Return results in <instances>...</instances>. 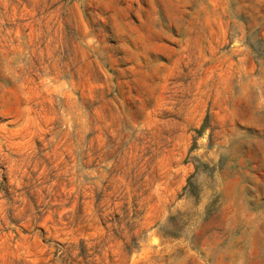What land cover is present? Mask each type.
<instances>
[{
  "label": "rangeland",
  "instance_id": "1",
  "mask_svg": "<svg viewBox=\"0 0 264 264\" xmlns=\"http://www.w3.org/2000/svg\"><path fill=\"white\" fill-rule=\"evenodd\" d=\"M0 264H264V0H0Z\"/></svg>",
  "mask_w": 264,
  "mask_h": 264
}]
</instances>
